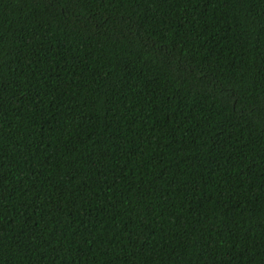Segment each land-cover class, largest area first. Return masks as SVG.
<instances>
[{
    "label": "trees",
    "instance_id": "trees-1",
    "mask_svg": "<svg viewBox=\"0 0 264 264\" xmlns=\"http://www.w3.org/2000/svg\"><path fill=\"white\" fill-rule=\"evenodd\" d=\"M0 264H264V0H0Z\"/></svg>",
    "mask_w": 264,
    "mask_h": 264
}]
</instances>
